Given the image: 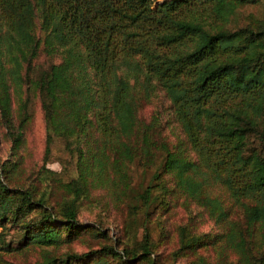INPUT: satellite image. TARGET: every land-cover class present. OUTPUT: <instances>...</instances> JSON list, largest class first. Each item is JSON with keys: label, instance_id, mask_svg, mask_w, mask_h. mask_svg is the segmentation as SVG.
Listing matches in <instances>:
<instances>
[{"label": "trees", "instance_id": "trees-1", "mask_svg": "<svg viewBox=\"0 0 264 264\" xmlns=\"http://www.w3.org/2000/svg\"><path fill=\"white\" fill-rule=\"evenodd\" d=\"M259 1L0 0V124L10 140L0 226L14 227L21 245L55 247L80 231L106 237L78 217L83 204L106 206L95 192L105 189L127 226L142 229L139 239L123 229L98 247L47 250L26 264H264V18L233 22ZM41 42L59 62L36 68ZM31 95L45 148L27 171ZM56 137L76 156L68 180L46 166ZM138 167L151 173L134 185ZM176 204L188 219L165 251ZM202 220L212 228L199 230Z\"/></svg>", "mask_w": 264, "mask_h": 264}, {"label": "rangeland", "instance_id": "rangeland-1", "mask_svg": "<svg viewBox=\"0 0 264 264\" xmlns=\"http://www.w3.org/2000/svg\"><path fill=\"white\" fill-rule=\"evenodd\" d=\"M258 18H264V1L248 3L239 8L235 15L233 22L238 24L247 23L248 21ZM37 22V29H39V22ZM37 34L41 35V32L37 30ZM61 59L58 52L47 53L43 48V43L39 45V49L33 63L36 68L47 67L51 63H57ZM16 106V102L13 103ZM157 104V99L154 97L151 102L144 105L143 112L151 111ZM30 119L25 128V139L21 151L24 158V167L27 171H32L41 163L45 148V120L43 110L41 108L40 100L37 96L31 95L30 103ZM10 140L5 135V129L0 124V162L8 157ZM46 166L55 170L57 176L61 179L68 180L76 176V156L69 153L64 147V140L56 137L51 143V150L49 154ZM35 171H33L34 173ZM151 171H142L140 167L132 170V180L134 185H138L141 182L145 183L150 176ZM214 193L224 195L222 188L213 186ZM98 195H101L107 199L108 203L104 207L103 205H96L95 203L83 204L79 210V221L92 223L98 221L104 226L106 237L102 235L95 236L92 233L82 231L79 232L76 237L68 242L61 243L58 246H39L36 244L21 245L18 243L19 234L17 230L10 226L2 228L0 226V245H3V241H10L12 250L6 248H0V264H26L33 263L43 257V254L50 250L58 255L63 254L66 251L76 250L83 251L90 248L100 246L102 243H109L111 239L117 237L120 232H124L123 229L130 228V218L126 213L125 208L119 206L114 202L109 193L105 189H95ZM197 210V209H196ZM195 210V211H196ZM168 223L170 224V233L165 240V244L162 248L165 251L171 250L176 245L177 238V225L188 219V212L182 206L178 204L173 205L170 213H168ZM201 217V216H200ZM203 217H201L202 219ZM198 229L208 230L212 228V222L210 220H202ZM130 224L127 226V224ZM140 224L132 225L130 228V236L133 239H139L141 236ZM155 236L158 235L154 230ZM127 235L125 234L124 237ZM123 237V238H124ZM130 240V238H129ZM135 240H130L133 243ZM1 247V246H0Z\"/></svg>", "mask_w": 264, "mask_h": 264}]
</instances>
